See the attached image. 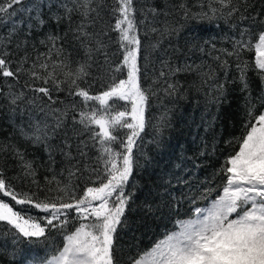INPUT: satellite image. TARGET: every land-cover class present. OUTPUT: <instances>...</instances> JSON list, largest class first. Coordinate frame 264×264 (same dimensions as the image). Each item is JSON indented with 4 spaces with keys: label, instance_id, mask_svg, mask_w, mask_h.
<instances>
[{
    "label": "snow or ice",
    "instance_id": "snow-or-ice-1",
    "mask_svg": "<svg viewBox=\"0 0 264 264\" xmlns=\"http://www.w3.org/2000/svg\"><path fill=\"white\" fill-rule=\"evenodd\" d=\"M22 3L23 0H0V18L14 16V6ZM237 3L240 0H211L207 5L208 11H204L205 6L201 4V11L198 12H193L184 3L172 7L185 20L202 21L224 17V9H227L228 18L241 13ZM213 4L220 7H213ZM60 7L64 9V14L57 15L55 22L63 19L71 22L73 15L79 17V23L75 28L70 26L68 31L72 34V41L84 51L83 62L73 68L63 46H57V41L65 40L67 33L65 36L50 34L47 43L41 41L46 43L47 51L35 58L25 54L14 62L6 50H0V77L17 83L22 76L26 77L23 89L32 96H26L24 90L10 91L9 102L16 105L19 101H26L38 110L43 119H30L28 130L25 132L22 129V134L34 144L43 145L50 160L54 148L58 150L71 165L64 169L70 181L79 179L90 167L86 162L87 152L84 151L89 145L80 139L84 133L88 134L91 147L96 149L97 162H103V176L97 175L94 184H98L86 187L82 195L77 196L74 186L69 188L66 185L61 195L41 200L34 192H17L6 182L0 170L2 197L10 198L16 206H29L46 214L43 217L46 223L42 224L40 220L22 213L2 198L0 222L10 225L17 239L39 240L46 238L48 228H66L71 217L79 222L78 226L64 235L62 247L57 253L42 260L41 264H121L115 241L118 228L129 223L126 213L131 211V195L125 193V186L136 165L134 148L146 127L145 114L150 98L149 90L142 83L144 72L141 60L145 49L140 35L141 25L147 28L145 21L153 24L160 16L167 17L169 12L165 9L168 5L141 9L144 18L138 20L135 0H113L105 12L108 21L101 15L105 6L99 0H62ZM240 19L244 21L249 17L241 13ZM251 19L256 22V17ZM43 23L41 19L39 24ZM259 23L264 25V19ZM148 30L159 37L148 46L151 49L149 56L155 53L160 66L153 84L163 80L165 94L169 97L177 95L179 82H172V78L180 73L199 75L202 66H193L186 61L182 65L175 63L180 57L169 38L177 34V27L167 19L160 27L152 26ZM144 34L147 35V32ZM166 39H169L168 47H164ZM113 44L116 45V52L110 55ZM245 50H254L253 67L264 79V29L255 34L253 40L250 30L243 28L240 38L233 43V50L222 51L239 60ZM117 55L119 59L114 62L113 57ZM215 59L220 61V67L227 74L228 61L221 60L220 56ZM93 63L103 69L107 77L103 90L95 94L89 90L91 85L87 88L81 86L91 75ZM237 68L242 90L248 91L247 62L243 67L238 63ZM204 75L210 77L211 73ZM217 87L222 95L223 84ZM61 92L79 98L80 107H77L75 99L67 107H57L63 101L54 93ZM261 105L264 108V97H261ZM69 111L76 114L69 117ZM49 117L51 123L48 122ZM243 127V134L235 138L238 150L228 155L220 168L224 181L222 193L212 200L211 206L195 208L194 218L182 221L179 231L168 234L138 258L130 257L127 264H264V110L257 113L255 105L249 107ZM53 137H58L61 143L54 146L50 142ZM73 138L79 139L77 156L72 154ZM14 154L22 162L25 174L34 177L32 163L26 161L19 150H15ZM91 171L96 173L98 170L91 168ZM32 182L35 183V180Z\"/></svg>",
    "mask_w": 264,
    "mask_h": 264
},
{
    "label": "trees",
    "instance_id": "trees-1",
    "mask_svg": "<svg viewBox=\"0 0 264 264\" xmlns=\"http://www.w3.org/2000/svg\"><path fill=\"white\" fill-rule=\"evenodd\" d=\"M61 2L62 0H23L21 5H15L14 16L5 15L0 18V50H6L14 62L25 54L35 58L39 53L47 51V37L50 34L65 36L67 33V38L57 41V46H63L64 54L72 62L71 66L76 68L84 60V51L72 41V34L68 30L70 26L75 28L79 17L73 15L71 22L67 19L55 22L57 15L64 14ZM99 2L105 6L101 15L108 21L109 17L105 12L113 0ZM210 2L211 0H135L138 20L144 18L141 9L149 6L164 7L167 4L168 8L165 10L169 15L160 16L153 24L145 21L147 28L141 25L140 35L145 49L141 60L144 72L142 83L149 90L150 98L145 114L146 127L134 148L136 165L125 186V193L131 195V211L126 213L129 223L118 228L115 241L121 264H127L130 257L138 258L168 234L176 232L182 221L193 218L195 208L207 207L222 193L224 181L220 168L225 158L238 150L235 138L243 134L248 108L255 105L257 113L264 110L261 105L264 79L253 67L254 50L242 51L239 60L222 51L233 50V43L240 38L243 28H248L255 40V34L264 29V25L259 23L264 19V0H240L236 4L241 8V13L249 17L244 21L240 19L241 13L228 18L227 9H224L225 16L219 19L185 20L172 7L184 3L193 12H198L203 4V10L208 11L207 5ZM212 6L220 7L219 4ZM251 17H256L255 23ZM41 19L44 21L43 25L39 24ZM165 19L177 27V34L169 38L171 44L178 49L177 55L180 57L175 63L182 65L186 61L193 66H202L199 75L180 73L173 77L172 82H179V92L171 97L163 91L166 87L163 80L153 84L160 66L156 62L155 53L149 56L151 49L148 47L150 42L159 39L148 29L152 26L160 27ZM169 39L164 41V47H168ZM41 41L46 43L42 44ZM114 52L116 45L113 44L109 54ZM216 56L228 61L227 74L220 67V61L215 59ZM53 59H56L55 55ZM118 59V55L113 57L114 62ZM100 60L102 62V58ZM245 62L248 64V91L242 90L240 71L237 68L238 63L243 67ZM90 72L87 82L81 86L87 88L91 85L89 90L95 94L103 90L107 77L96 63L92 64ZM204 73H211V76H205ZM25 79L22 76L17 83L10 78L0 77V89L3 90L0 92V170L3 171V178L17 192H34L41 200L61 195V190L66 185L69 188L74 186L77 196L82 195L86 187L98 184H94V181L97 175L103 176V162H97L96 149L91 147L92 142L88 134L84 133L80 139L89 145L84 151L87 152L86 162L90 167L79 179L73 178L70 181L68 172L64 169L71 165L58 150L54 148L50 160L43 145L34 144L22 134V129L25 132L28 130L30 119H43L38 110L26 101H19L16 105L9 102L10 91L24 90L26 96H32V93L23 89ZM219 84L224 86L222 95L217 87ZM54 95L63 101L57 107H67L73 99L77 101V107H80L79 98L69 97L65 92ZM75 114L69 111V117ZM48 122L51 123V117ZM50 142L55 146L61 140L53 137ZM71 143L72 154L77 156L79 139L73 138ZM15 150H19L24 159L32 163L34 177L26 175L22 170V162L14 154ZM91 168L98 171L93 173ZM33 179L35 183L32 182ZM0 198L14 205L10 198L2 197V194ZM14 206L22 213L40 220L42 224L46 223L43 220L46 214L29 206ZM78 223L70 217L66 228H48L46 238L28 240L17 239L15 230L6 222H0V264H23L27 260L41 263L45 258H51L62 247L64 235L73 231Z\"/></svg>",
    "mask_w": 264,
    "mask_h": 264
},
{
    "label": "rangeland",
    "instance_id": "rangeland-1",
    "mask_svg": "<svg viewBox=\"0 0 264 264\" xmlns=\"http://www.w3.org/2000/svg\"><path fill=\"white\" fill-rule=\"evenodd\" d=\"M211 206V204L210 205H208L207 207H210ZM207 207H205V208H207ZM203 209V208H202ZM194 218V217H193ZM179 228H180V225H179ZM179 228H178V230L177 231H179ZM23 264H30V261H25ZM31 264H41V263H33V262H31Z\"/></svg>",
    "mask_w": 264,
    "mask_h": 264
}]
</instances>
